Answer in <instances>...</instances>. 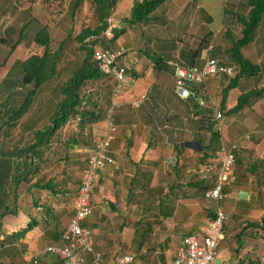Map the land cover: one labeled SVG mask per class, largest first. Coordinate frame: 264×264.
<instances>
[{
  "label": "trees",
  "instance_id": "1",
  "mask_svg": "<svg viewBox=\"0 0 264 264\" xmlns=\"http://www.w3.org/2000/svg\"><path fill=\"white\" fill-rule=\"evenodd\" d=\"M28 1L31 5L35 2V0ZM42 1L48 2V0ZM119 1L67 0L64 9L62 7L64 15L60 18L69 20L71 24L75 23L76 14L79 11L81 12L85 6L88 7L91 15L85 20L88 23L83 22L86 25L80 27L78 31L70 27L67 31V37L59 41L55 47L52 45L48 25L39 22L36 18L23 23L19 34L12 27L4 30L17 32V35H13V37H17L15 40H12L11 36L6 34L13 41L12 45L10 44L9 54L22 43L24 36L29 37L27 44L24 45L29 48L31 53L25 59L14 61L0 80V137L7 135L12 128H17L18 132H20L17 141L12 143L10 148L4 149L0 147V264L19 263L22 255L27 252L24 243L25 237L28 232L36 227L41 231V236L46 238L50 244H62L61 235L64 232V228L59 229L55 211L46 204H39L36 199L31 201V205L35 207L37 213L32 215L27 213L26 222L18 229L6 233V230L3 229L2 221L7 215L17 217L20 212L19 196L16 190L20 184L28 185V192H30L31 196L33 190L46 191L53 196H64L67 194L69 191L63 181L56 179L55 175L47 176L45 173L46 168L60 164L62 172H65L64 168L74 163L71 151L86 144L88 141L85 139L86 135H89L87 133L88 129L108 117L107 113H109L111 106V97L116 86V80L110 75L103 74L97 68L92 58V50L85 43V39L89 36H95V43L115 48L113 46L115 41L125 32L124 24L130 30L138 29L140 36L144 39L143 31L147 27L161 21H173L168 17L169 6L172 4L171 0H135L131 6L129 17L123 20L120 28L113 27L112 37L104 41L101 38V33L107 27L106 19L113 14ZM21 3H23L22 0H16L15 2L18 6ZM11 6L14 8V5ZM12 8L9 12L10 15L15 13ZM159 10H163L162 16L158 14ZM185 11L186 6L179 7V12L175 19L177 21L180 18L186 20ZM223 13V31L221 39L216 43H213V36L210 32L204 33L203 36L198 33V35H194L195 37L192 36L195 40L190 38L193 44H190L189 40L180 48L177 46L172 48V51L176 53V57L173 58L176 59L174 61H164L162 58L152 59L145 42V49L139 50V52L137 51L139 54H135L136 56L142 54L145 58L151 60L155 76L147 90L146 99L144 98L141 104V106L143 105L145 109L149 110L146 114L150 116L151 110L160 105V103L173 105L174 101L185 106L187 110L186 118L183 120H180V117L171 112L163 116L164 119H167L166 122L164 120L161 123L162 118L158 117L155 122L151 120L150 125L157 126L160 123L163 125L171 120L174 121L171 127L176 121L179 122V127H182V124L186 122L183 125H186L192 139L197 141L202 148V151H196L202 157L201 162L213 160V155L208 156L207 152H216L222 142L221 134L216 128L213 110L201 109L200 105L195 102V99L197 100L200 95L199 84L189 88L191 94L185 99H181L176 94L174 77L173 87L164 88V82L161 83V81H164L162 71L167 66L168 61L188 68L191 66L200 67L207 58H213L224 65L232 66L234 73L229 78L227 85L222 89L223 98L231 88L236 87L240 78L257 74L259 67L244 58L241 49L251 43L256 36V30L262 18H264V0H226ZM187 19H192L193 25L196 24L198 30L202 27V23L211 20L210 16L201 8H197V11L190 17L188 16ZM89 20H92V22H89ZM22 31L27 32V34ZM70 40L77 44L75 49L77 52H75L76 55L74 53L71 59H68L66 47L67 42ZM0 42H4V39H0ZM203 51H206L207 57L202 58ZM66 56V63L60 65ZM6 58L7 56L2 59L1 64L5 62ZM132 60L126 55L120 62L129 65L126 76L135 79L142 74L139 73L134 60ZM64 74L66 76L62 78ZM53 81H58V84L52 88L51 95H48L43 92V89ZM196 85H198V88ZM155 86L158 88L155 89ZM161 88L163 89L161 90ZM150 90H152L153 95L149 97ZM263 98L264 85L241 93L237 97L236 104L227 111V114L240 112ZM26 117V121H23ZM117 118L120 120L119 116ZM117 118L115 121L118 123ZM187 124L189 125L187 126ZM68 125H74V129L66 131ZM202 129H206L208 132L207 142L204 144L199 135ZM127 143L129 144V140H127ZM185 143L183 141L180 147L174 143L172 144L177 157L183 153L186 146ZM95 144L96 142L93 143L92 147ZM150 149H152V143L148 141L145 150ZM235 151L234 167L236 168H234L233 175L236 180L234 179L229 184L230 189L233 186L235 189L239 188L241 183H245L241 175H246V170L242 174V162L237 158ZM159 159L160 157L155 161H146L145 164L158 165L160 163ZM143 160L145 159L142 157L133 164L135 167L134 174L130 178L127 187V202L129 204L134 203L137 208V217L133 221L122 219L116 228L117 233H120L124 227H129L132 230L128 245L122 244L118 239L116 244L122 249V252L127 251L126 253L133 255V264H136L137 260L142 261L143 251L148 255L154 252L156 247L153 243V231L165 219H170L174 216L177 207L176 202L183 199L203 198L206 191L216 181V173L211 184L206 183L205 178L196 180L192 179L191 176L184 183L180 180L177 181L181 179L178 171L182 166V161L176 158L172 170L177 179L170 181L163 177L162 181L167 186V190L164 192L162 187L151 186L155 175L154 170L153 168L142 169ZM249 165V175L255 174L257 171L261 173L264 170V162L262 160L253 159ZM237 168L240 169L238 175ZM77 182L78 185L79 181ZM137 191L138 193H136ZM249 202L250 200H241L239 214L243 215L247 212L248 207L251 208V202ZM112 209L116 210L113 204ZM207 211L208 215L212 217L213 211ZM231 217H234V215ZM88 219L82 221L81 225L91 230L94 227L100 228V232L102 229L106 231L105 228L112 225V221H118H111L110 218L101 216L95 220L90 217ZM241 220L242 216H240L238 226L233 223L235 228H239L234 230L233 227L232 232L230 231L232 234L231 238L235 242V246L230 251L231 256L239 255L240 249L243 247L242 238L246 236L247 231L264 230V214L256 221L245 220L242 223ZM113 225H116V223ZM190 234L194 233H187V235ZM93 238L95 241L94 249L100 252L103 257L105 252H102L103 248L99 247L98 243L106 247H109L110 243L104 241L106 240L104 233H99L97 236L93 235ZM84 257L86 261H89L88 254H85ZM41 258L51 260V263L64 264L63 261L49 253L41 255ZM257 262L258 259L255 264ZM248 264L254 263L249 260Z\"/></svg>",
  "mask_w": 264,
  "mask_h": 264
},
{
  "label": "rangeland",
  "instance_id": "2",
  "mask_svg": "<svg viewBox=\"0 0 264 264\" xmlns=\"http://www.w3.org/2000/svg\"><path fill=\"white\" fill-rule=\"evenodd\" d=\"M9 1L11 2V5H14V8L12 9L15 10V13H13V15H10L9 12L3 13L4 11H0V25L6 24L7 22H11L14 16L15 17L13 21H15L17 18H23L19 19L23 20L19 24V27H21V24L26 23L28 20L36 18L39 22L46 23L48 25L50 29L49 31L53 47L57 46L59 41L67 37V31L70 27H73L74 30L78 31L80 27L86 25L83 24V22L88 23L85 22V20L91 15L88 10V7L85 6L81 12L79 11L76 14L75 23L71 24L69 20L60 18L62 17V15H64L63 9L66 6L67 0H48L49 3L43 2L42 0H35L32 5L28 0H23V3L20 4L21 6L15 4L16 0H0V7H3V9L7 11ZM225 1L226 0H171L172 4L169 6L170 11L168 17L173 20L172 22L161 21L147 27L143 31L144 39L140 36L138 29L130 30L128 26L124 24L125 32L117 38L113 46H121L124 49H127V57L132 60L136 56L135 54H139V50L145 49L146 43V47L148 48L152 59L162 58L164 61H174L176 60L173 59L176 57V53L172 51V48L174 46L180 48V46L185 45L186 42H188L190 38H192V36L195 37L194 35H198V33L203 36L204 33L207 34L210 32L213 36V43H216L221 39L224 23L223 10ZM182 6H186V20H182L180 18L177 21L175 18L177 13L179 12V7L181 8ZM197 8L203 9V11H205V13L208 14L211 18L210 21L202 23V27L199 30L196 24L193 25L192 19H187L188 16L190 17V15L197 11ZM162 13L163 10L158 11V14H160V16H162ZM89 22H92V20H89ZM257 30L260 31V34L264 33V18H262ZM20 31L21 28L17 30L18 34L20 33ZM22 32L24 33L25 31ZM5 34H10V31L4 32L3 28L0 29V39H4V42H0V80L5 75V73L14 61L19 59H25L31 53L29 51V48L24 45L27 44L29 37L24 36L22 38V43L18 45L12 53L9 54L10 44L12 45V40H15L17 37H13V35H10L12 38L11 40L9 35ZM24 34H27V32H25ZM185 36L187 37L185 38ZM191 43L192 41L190 40V44ZM76 46L77 44L73 40L67 42L66 52L69 57L68 59H71L74 56V53L77 52L75 50ZM207 55L208 54L206 53V51L202 52V58L207 57ZM6 56L7 58L5 62L1 64V62L3 61L2 59ZM136 57L138 61L135 62V65L139 73H141L142 75L137 76L135 79L130 78L125 80L122 93L115 100L117 105L112 110V117L116 125V131L114 132V139L108 151L115 158L117 164L116 167H107L98 173L97 181L95 182V186L93 189L95 199L98 198V194H100V191L102 192L103 190L104 196L106 197L108 204L104 208H100L99 210L93 213V215L90 217L93 220L99 218L100 216L108 219L114 217L113 220L115 221H122V219L133 221L136 219L137 208L134 203L129 204L130 206L126 204L125 197L128 195V182L134 174L135 167L133 164L135 163L138 157L139 148L142 147L144 143H147L148 141L152 143V149H155L156 152L154 151V154L150 152L149 154L148 152L146 153L149 157L154 158L158 153V149H160V163H158V165L153 166L151 164H145L148 160H143V166L141 167H143L142 169L153 168L155 174L152 181L154 185L153 187H162L164 192H166L167 186H165V182L162 181V178L164 177L166 178V180L170 181L172 179H177V177L174 175V171L172 170V166L174 165L176 158H178L179 161H182V166L178 171L181 179H178L177 181L180 180L184 183L189 180V176H191L192 179L194 178L196 180L205 178L206 183L211 184L214 180L215 173L217 172L216 157L213 158V160L210 159L201 162L202 157L199 153L196 152L198 150H201V147L200 145H198L197 141H194V139H192L189 130L186 128V125H183L186 122L182 124V127H180L181 129H175L172 132H164L161 129L163 125H168V128H170L172 122H174L169 120L167 124L162 125L161 123H163L164 120L165 122L167 121V119H164L163 116L171 112L177 113L176 111L180 108H176L172 104L160 103V105L156 106L151 110L150 116L146 114L147 112H149V110L145 109V106L143 105L141 106V108H131L129 104L130 100L140 97L144 94L146 97L147 90L153 82V70L151 66V60L145 58L142 54L137 55ZM66 60L67 56L64 58V61L61 62L60 65L65 64ZM162 75L164 76L163 87L172 88L173 76L172 67L169 64V61L167 62V66L163 68ZM65 76L66 74H64L62 78H65ZM255 78H264V71L260 70V73L256 75ZM56 84H58V81L51 82L50 85L43 89V92L47 93L48 95H51V90L53 87H56ZM157 88L158 87L155 86V89ZM152 95V90H150L149 97ZM108 114L109 113H107V115ZM117 116H119L120 120L117 118ZM158 117L162 118V122L157 126H151V120L155 122L156 118ZM116 118L118 120V123L115 121ZM26 119L27 117L24 118L23 121H26ZM183 119V116H180V120ZM188 125L189 124H187V126ZM106 128L107 117L104 121L94 124L91 128L88 129L87 133H89V135H86L85 137V139L88 141L86 142V144H83L80 147L75 148L71 151L74 163L69 164V166H66L64 168L65 172H62V166L60 164L55 165L51 168H46L45 173L47 176L55 175L56 179L62 180L65 184L69 192L64 196H53L47 193L46 191L35 190L31 192V196L30 192H28V185L20 184L16 189L17 195L19 196L18 203L20 207V212L18 213L17 217H13L11 215H7L6 217H4L2 221V223H5L3 229L10 231L18 225L24 224L26 222L28 216L27 213L31 215L37 213L35 207L31 205V201H33L34 199H36L39 204H46L50 206L57 215L59 229L61 230L65 228L68 220L73 215V204L75 200L74 197L78 186L77 181H79L81 172L83 168H85L86 158L89 155V152L94 147H92L93 143L101 140V138L106 132ZM73 129L74 125H68L66 131H71ZM19 133L20 132H18L17 128H12L8 131L7 135H2L0 137V147L4 149L10 148L11 144L17 141ZM199 135L203 144L206 143L208 138V132L206 131V129H202ZM127 140H129V144L127 143ZM183 141L186 142V146L183 150V153L179 157H177L175 154V150L172 148V144L174 143L176 146L180 147ZM113 189L116 192V199H114L113 196L110 194L111 192H113ZM224 189L229 194H226V196L221 200H206V198L203 197L198 199H183L178 200L176 202L178 210V215L176 216L177 220L178 222L181 219L184 220L183 223L177 222L179 225L178 236L179 238L183 237L182 242L188 232L199 235L202 233L201 230L204 227L206 220L208 218H211L208 215L207 210L214 211L215 209L220 208L226 215V220L223 224L224 237L217 246V252H219L221 249L228 248L229 243L232 244L231 248H229V252L232 250L233 245L235 246V242H232L231 238L225 239V234L227 235L230 231L232 232L234 224L237 226L239 225L240 216L242 215L239 214V210H236L229 213L234 215V217L230 216L229 218V216L226 214V210H231V207H229L228 205L232 203L234 204V202L236 201L235 199L244 200L248 199V196L244 190H237L235 197L230 194V186L225 187ZM233 189L236 190L234 186ZM136 193H138V191ZM257 202H260L261 205H259V207H261L262 209L258 211H250L249 215L247 216L248 218H246V215L245 217L242 216V223L245 220L256 221L260 218V216L264 214V196L260 197ZM112 203H115L113 205H116L117 210L115 212L114 210L112 211ZM182 224L185 226L187 225V227L182 226ZM190 225H192V228L189 227ZM181 226L182 228H179ZM238 228L239 227H234V230ZM36 233H38L37 227L27 233L25 240L29 241L30 237L35 236ZM127 237L128 234L125 236V239H127ZM45 239L46 238H43L40 234V236L36 239L34 243L35 246L38 243V246H36L35 251L38 248H41L46 243H48L46 241L47 239ZM242 240L243 247L240 249V257L237 260V264H248L249 260L253 261V263L255 264L256 260L258 259V255L264 253V230L247 231L246 236H244ZM98 246L103 248L102 252L107 253V255L111 256V258L127 252H122V249H120L119 251L118 247H106L100 245L99 243ZM249 249L250 251H248ZM244 250H247V252H245L243 258L242 251ZM26 253L35 254L36 252ZM222 253H226V251H223ZM231 257L233 260L238 258V256L234 255ZM214 263L219 264V259H215ZM18 264H23V260L20 259ZM225 264L230 263L225 262Z\"/></svg>",
  "mask_w": 264,
  "mask_h": 264
},
{
  "label": "built area",
  "instance_id": "3",
  "mask_svg": "<svg viewBox=\"0 0 264 264\" xmlns=\"http://www.w3.org/2000/svg\"><path fill=\"white\" fill-rule=\"evenodd\" d=\"M106 23L107 27L101 33V38L104 41L112 37L113 22L111 16L106 19ZM95 41V36H89L85 39V43L92 50V58L97 68L103 74L110 75L116 80L107 117L106 132L101 140L96 142L87 156V163L81 172L75 195L73 215L68 220L61 235L62 244L49 245L38 254L25 253L22 256L23 264H38L39 256L46 253L63 261L64 264H106L102 254L94 249L93 231L82 226L81 222L91 217L94 212L101 208V205L106 206L108 204L107 200H104V202H98L96 199L92 200V193L98 173L107 167H116L117 164L115 158L108 151L116 131L112 110L117 105L115 100L122 93L129 65L120 62L127 55V49L121 46L107 47L101 43H95ZM133 60L136 62L137 57H134ZM169 64L173 68L175 92L181 99L190 96L189 88L195 84H203L211 77L228 79L234 73L232 66L224 65L213 58L205 59L200 67L185 68L175 62H169ZM144 98L145 94L130 100L131 108H139ZM198 104L203 106L204 102L198 101ZM213 113L216 128L221 132L223 129L222 113L218 110H213ZM238 146L237 142H221L219 149L216 151L218 164L216 181L206 191L204 195L206 200H221L224 198V187L233 181L234 151ZM225 220L226 215L223 210L220 208L215 209L213 217L206 220L201 230L202 233L200 235L190 234L185 236L183 247L177 251L176 256L163 264H215L214 260L218 254L217 246L224 237L223 224ZM85 254L89 255V261L85 260ZM133 260V255L124 253L117 256L110 264H133ZM257 264H264V253L258 255Z\"/></svg>",
  "mask_w": 264,
  "mask_h": 264
},
{
  "label": "crops",
  "instance_id": "4",
  "mask_svg": "<svg viewBox=\"0 0 264 264\" xmlns=\"http://www.w3.org/2000/svg\"><path fill=\"white\" fill-rule=\"evenodd\" d=\"M134 1L135 0H120L119 1L118 5L116 6V8L113 12V14L111 15L113 27H121L123 20H125L126 18L129 17L130 9H131V6H132ZM10 5H11V2L9 1V6L7 7V11H5L3 9V7H0V11H4L3 13L10 12V10L12 8V7H10ZM19 6H21V5H19ZM21 10H23V9H21ZM14 17L11 20L12 23L7 22L6 24H1L2 26L0 25V29L3 28V30H6V29H10V27H12L13 29H15L17 31L19 28H21V27H19V24L23 20H19V19H23V18H17L15 21H13ZM21 25H23V24H21ZM4 32H6V31H4ZM9 35H17V32L12 31V32H10ZM262 43L264 44V33L260 34V31L257 30V36L253 39V41L241 49V52H242V55L244 56V58H246L252 64H255L259 67L258 74L260 73V70L264 71V46ZM258 74H255L253 76H245V77L240 78L236 87L231 88L227 92V94L225 95L224 98L222 97L223 96L222 95V89L227 85L229 78L225 79L222 77H211L207 81H205L203 84H199L200 95L198 96L197 100L195 99V102L197 104H198V101L204 102L203 106H199L201 109L206 108V109L218 110L222 113V115H223V127L222 128L223 129L220 132L222 141H224L226 143L237 142L239 144L238 148L235 151V154H236L237 158H239L242 162V167H241L242 174H243L244 170H246L245 171L246 175H241V177L244 179L245 183L244 184L241 183V186H239V188H236V190H234L232 188L230 190V194L235 196L237 190H244L247 193L248 199H245V200L246 201L250 200L251 208H249L247 206L248 207L247 212H245V214L242 215L244 217L246 215V218H248L247 216L249 215L250 211H258V210L262 209L261 207H259V205H261V204H260V202H257V200L260 197L264 196V170H262L261 173L256 170L257 172H255V174H251V175L248 174V172H250L249 163L250 162L252 163L253 159L254 160H257V159L262 160L264 162V126H263V123H264V98L254 102L252 105L244 108L240 112L232 113V114L228 115L227 111L229 109H231L236 104L237 97L241 93H244V92L249 91L251 89L262 87L264 85V78H262V79L261 78H255V76ZM152 77L153 78L155 77L154 74L152 75ZM126 79H130V78L128 76H126ZM157 81H159V80L157 79ZM162 82H164V81H161V83ZM196 87L198 88V85H196ZM162 89L163 88H161V90ZM173 103H174L173 104L174 107L180 108L179 110L176 111L177 113H175L177 115V117L183 116V118H185V116L187 115L186 107L183 105H180L176 101H174ZM176 122L172 125V127L170 126L171 127V128H169L170 130L168 129V125L163 126L161 129L164 132H168V131L172 132L174 129H179L180 128L179 122H177V123ZM198 145H199V143H198ZM172 148H173V146H172ZM145 149H146V143H144V145L139 148V154H138V157H137L135 162H138L142 157H143V159L148 160V161L149 160L155 161L156 159H158V157L161 156L160 149H158V153L156 154V156L154 158L149 157L148 154H149V152L154 154L155 149L154 150L150 149L147 151ZM201 151H202V148H201ZM146 152H148V154ZM201 153L203 154V152H201ZM207 153H208V156L213 155L214 158L216 157V161H217L216 152L212 153L211 151H208ZM217 166H218V164H217ZM234 168H236V167H234ZM239 171H240V169L237 168V175H238ZM258 176H260L259 179H257ZM234 179L236 180V177H234V175H233V180ZM151 186H154L153 183ZM229 186H226V187H229ZM223 193L225 196H226V194H229L225 191V189H223ZM110 194L113 196L114 199H116V192L114 189H113V192H111ZM233 196H231V197H233ZM94 197L95 196L92 193V200H95ZM125 198H126V204L129 205V203L127 202V196ZM96 200L98 202L99 201L104 202V200H107L106 197L104 196L103 190H102V192L100 191V194H98V198ZM235 200L236 201L234 202V204L232 203V204L228 205L229 207H231V210H226V214L229 216V218H230V216L233 215V214H229L230 212L236 211V210L240 211V209H241V206H239L241 204L240 203L241 200H239V199H235ZM112 204H115V203H112ZM114 206H115V209L117 210L116 205H114ZM104 207H105L104 204L101 205V208H104ZM112 211H113V209H112ZM177 211L178 210L176 207L175 214L172 218L165 219L160 225L155 227V229L153 231V243H154V246L156 247L154 252L152 254L148 255L147 253H144V251H143L142 261L140 262L137 260L136 264H163L167 261L172 260L176 256L177 251L183 247V242H182L181 238H179V236H178L179 235L178 223H183L184 220L181 219L178 222L177 217H176L178 215ZM113 218H111L110 220H113ZM120 222L121 221L118 220L117 222H112V225H110V226L106 225L107 226L105 228L106 231L102 229L101 232L99 230L100 228L98 229L97 227H94V228H92L93 235L97 236L99 233H104V235L106 237V240H104V241H106V243H110L109 247H111V246L112 247H118V250H119L120 247L117 246V244H116L117 239L122 244L128 245L131 234H132V230L129 227H124L120 233H117L116 228ZM186 222H187V220H186ZM114 223H116V225H113ZM4 224L5 223H3V226H4ZM22 225L23 224H20L10 231L6 230V233H10V232L18 229ZM182 226H185V225L182 224ZM182 226L179 228H182ZM185 227H187V225ZM189 227L192 228V225H190ZM37 230H38V233H36L35 236L30 237L29 241L24 240L27 252H36L35 254H38V253H41L47 246L56 245V244H50L49 241L45 239L48 243H46L41 248H38L35 251L36 246H38V243L36 244V246L34 243H35L36 239L41 234V231L38 228H37ZM188 233H190V232H188ZM127 234H128V237H127V239H125V236ZM231 235H232L231 232H229L227 235L225 234V239L231 238ZM231 240H232V238H231ZM232 242H233V240H232ZM231 246H232V244L229 243L228 248L221 249L219 252H217L218 254H217L216 259H219V264H225V262L230 263V264H237L238 263L237 260L239 259L240 256L238 255L237 259H234V260L232 259L231 254L229 252V248H231ZM233 247H234V245H233ZM223 251H226V253H222ZM248 251H250V249ZM245 252H247V250L242 251L243 258H244ZM116 257L117 256H114L111 258V256L107 255V253H105V255L103 253V260L106 264H110ZM38 262H39L38 264H55V262L51 263V260H48V259L44 260L43 258H41V256L39 257Z\"/></svg>",
  "mask_w": 264,
  "mask_h": 264
}]
</instances>
